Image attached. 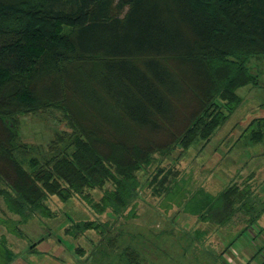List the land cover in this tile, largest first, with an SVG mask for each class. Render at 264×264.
Wrapping results in <instances>:
<instances>
[{
	"label": "trees",
	"instance_id": "1",
	"mask_svg": "<svg viewBox=\"0 0 264 264\" xmlns=\"http://www.w3.org/2000/svg\"><path fill=\"white\" fill-rule=\"evenodd\" d=\"M174 2L188 31L165 0H0V181L7 188L5 204L23 221L32 215L52 217L62 202L80 196L94 217L113 215L114 232L107 222L94 219L75 224L81 234L112 233L105 264H195L181 250L177 256L175 245L179 248L182 239L169 242L145 229H124L117 223L133 216L142 189L138 171L146 155L135 157L121 140V128L119 141L103 149L104 138L79 129L77 123L74 136L59 151L52 149L59 152L56 160L34 157L25 165L18 159L23 151L18 135L7 121L60 105L72 107L70 114L79 105L91 106L106 119L112 114L104 110L109 104L127 123L156 128L158 119L172 112L165 91L175 83L165 59L177 56L182 72L193 75L190 87L197 89L196 100L186 117L181 116L182 123L171 121L175 128L163 148L185 149L213 137L241 107L238 90L255 85L247 64L264 58V0ZM60 25L69 27V34L56 31ZM67 74L76 78L69 82ZM260 122L258 138L264 141V119ZM149 145L141 149L150 152ZM160 186L157 194H164L165 203L182 200V188ZM88 190H100V199L92 203ZM232 192H237V199L231 198ZM248 194L226 188L210 200L213 206L208 201L211 208L218 203L227 207L223 219L206 213L203 221L222 226L232 216L234 201L241 202ZM248 201L242 206L245 214L255 209ZM257 219L251 215L248 221ZM1 245L5 247L4 240Z\"/></svg>",
	"mask_w": 264,
	"mask_h": 264
},
{
	"label": "rangeland",
	"instance_id": "2",
	"mask_svg": "<svg viewBox=\"0 0 264 264\" xmlns=\"http://www.w3.org/2000/svg\"><path fill=\"white\" fill-rule=\"evenodd\" d=\"M165 1L171 4L175 16L183 23V14L178 13L174 0ZM183 24L184 31H188V26ZM56 31L67 35L70 28L60 25ZM198 47V44L194 45L193 51L197 52ZM170 57L165 59V63L174 77L175 86L167 88L165 93L172 112L158 119L159 126L137 128L127 123L121 113H113L109 104V108L104 106V110L112 114L106 119V114H98L97 109L85 105H79L80 108L72 114L69 112L72 107L60 105L12 116L7 125L18 135L17 141L23 148L18 159L25 165L34 157L55 159L53 157L59 155V146L69 136H74L76 130L73 126L77 123L79 129L101 135L104 138L100 144L103 149L118 142L117 134L123 129L120 131L123 143L135 157L146 155V160L141 161L138 171L142 189L132 209L133 216L118 220L120 228L145 229L153 236L170 239L169 242L173 238L182 239L179 248L175 245L177 256L181 250L185 258L193 259L195 264H264V141L258 138L260 121L264 119V58L251 59L247 64L255 76V85L238 90L242 97L241 107L216 130L213 137L199 139L182 149L163 148V144L169 140L168 133L175 128L171 121L182 123L181 118L194 108L197 89L190 87L193 75L187 70L182 72L180 58ZM67 76L69 82L76 78L75 74ZM148 144L151 151H143L142 146ZM152 144L156 145L153 149ZM56 147L58 151L53 152ZM160 185L169 187V190L182 188V200L175 203L166 199L165 203L164 194H157V189H162ZM232 187L237 191H249L248 199L245 196L241 202L234 201L232 216L222 226L210 220L203 221L206 213H212L217 220L223 219L227 207L218 203L211 208L208 201ZM6 190L0 181V264L106 263L107 244L111 232L116 229V225H112L113 215L105 212L96 213L94 217L90 204L76 196L68 203L59 201L61 204L52 217L32 215L21 221L19 215L7 209L3 197ZM88 193L92 203L100 199V190H88ZM231 195L232 199H237V192ZM247 201L249 204L253 201L255 206L251 214H245L242 208ZM186 209L191 212H185ZM251 215L258 216V219L250 224L248 218ZM93 219L108 223L111 232L88 231L81 234L77 230L76 223ZM3 240L5 247L1 245Z\"/></svg>",
	"mask_w": 264,
	"mask_h": 264
},
{
	"label": "crops",
	"instance_id": "3",
	"mask_svg": "<svg viewBox=\"0 0 264 264\" xmlns=\"http://www.w3.org/2000/svg\"><path fill=\"white\" fill-rule=\"evenodd\" d=\"M260 264H263V263H260Z\"/></svg>",
	"mask_w": 264,
	"mask_h": 264
}]
</instances>
